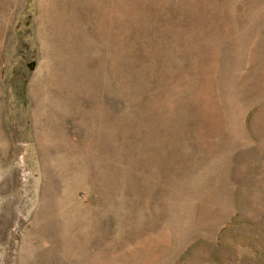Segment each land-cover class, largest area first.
Wrapping results in <instances>:
<instances>
[{
	"label": "rangeland",
	"instance_id": "rangeland-1",
	"mask_svg": "<svg viewBox=\"0 0 264 264\" xmlns=\"http://www.w3.org/2000/svg\"><path fill=\"white\" fill-rule=\"evenodd\" d=\"M0 264H264V0H0Z\"/></svg>",
	"mask_w": 264,
	"mask_h": 264
},
{
	"label": "bare ground",
	"instance_id": "bare-ground-1",
	"mask_svg": "<svg viewBox=\"0 0 264 264\" xmlns=\"http://www.w3.org/2000/svg\"><path fill=\"white\" fill-rule=\"evenodd\" d=\"M72 6V5H71Z\"/></svg>",
	"mask_w": 264,
	"mask_h": 264
}]
</instances>
